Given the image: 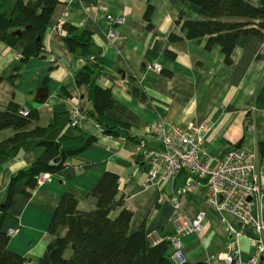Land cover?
I'll use <instances>...</instances> for the list:
<instances>
[{"label":"crops","instance_id":"crops-1","mask_svg":"<svg viewBox=\"0 0 264 264\" xmlns=\"http://www.w3.org/2000/svg\"><path fill=\"white\" fill-rule=\"evenodd\" d=\"M58 1L42 38L40 56L22 64L19 53L0 42V111L11 103L22 110L37 111V119L25 131L47 127L59 114L66 127L54 138L61 133L71 134L74 126L67 120L73 109L84 113L92 110L87 87L75 83L77 73L90 63L100 67L96 84L110 89L114 100L113 108L106 112L107 119L127 124L129 129L127 135L121 132L112 137L93 117L81 121L78 130L94 136L96 144L52 175L51 182L37 184L29 197L20 192L25 183L18 185L3 223L7 234L13 232L8 249L26 259L27 264H37L50 241L47 227L61 196L71 192L76 196L78 212L94 211L97 202L89 193L105 172H112L119 178L118 197L133 213L130 233L144 224L145 232L166 239L172 236V220L178 215L189 219L205 211L201 234L182 239L186 263L203 262L207 255L223 252L226 235L215 212L204 203L205 186L181 192L190 177L184 171L174 180L166 178L158 186L144 188L151 165L137 152L138 143L143 139L148 148L156 147L148 127L162 118L182 126L205 125V159L212 167L237 143L239 148L255 154L259 162L264 161L257 148L258 141L264 142V108L253 112L258 94L264 92V40L241 36L231 53V64L226 65L219 45L207 49L206 37L192 40L185 36L182 20L200 18L190 14L186 5L179 6L178 0H74L70 5ZM247 1L258 4L261 0ZM6 2L12 5V0ZM148 5L153 11L151 30L143 19ZM110 14L123 17L122 25L109 23ZM60 21L62 27L68 25L77 33L91 34L87 59L67 50V31L64 27L58 29ZM110 30L119 38L111 47L106 37ZM154 64L160 65L159 73L149 70ZM42 87L47 95L35 99ZM133 88L145 98L134 96ZM13 134V130L1 131L0 142ZM42 152V147L29 143L14 159H0V201L10 176L32 164ZM176 196L182 209H175L172 198ZM119 210L111 217H116Z\"/></svg>","mask_w":264,"mask_h":264},{"label":"trees","instance_id":"trees-1","mask_svg":"<svg viewBox=\"0 0 264 264\" xmlns=\"http://www.w3.org/2000/svg\"><path fill=\"white\" fill-rule=\"evenodd\" d=\"M177 3L179 6L186 5L190 14L200 18L188 17L182 20V24L178 22L185 36L192 40L206 37L207 49L219 45L226 65L231 64V53L241 36L264 40V0L258 4L247 0H178ZM58 5V0H12L9 6L6 0H0V42L19 53L20 63L40 56L42 38ZM144 12L143 19L148 23L146 28L151 30L152 7L148 5ZM63 27L67 31L64 37L67 50L87 59L92 45L91 34L88 31L77 33L68 25ZM170 54L167 56L170 57ZM99 71L100 67L89 63L75 79L76 85L88 89L87 97L92 110L82 111L84 118L93 117L102 131L112 137L119 136L121 132L127 135V124L112 122L106 117V112L113 108L114 100L110 89L96 84ZM132 94L145 98V94H139L137 88L132 89ZM255 101V107L263 109L264 92L258 94ZM20 112L21 108L15 103L0 111V132L14 131L12 136L0 142V159H14L22 146L29 143L42 147L43 152L32 164L10 176L0 201V264H27L26 259L8 249L10 236L3 230L18 185L25 183L20 192L29 197V192L37 186L38 175L57 174L69 161L96 144L94 136L81 132L77 126L71 134L61 133L54 138L56 132L66 127L59 114H55L47 127L25 131V127L37 119L38 113L33 110L24 117ZM67 121L68 125L71 124L69 118ZM142 140L138 147L144 142ZM239 147L240 143L234 146ZM257 148L259 158L264 159V142L258 141ZM262 164L264 161L259 162V165ZM118 185V175L105 172L89 193L97 202L94 211L90 212H78L76 196L71 192L64 193L52 213L47 227L50 241L37 264H173L169 258V242L149 247L144 224L130 233L133 213L124 208L123 198L118 197ZM118 208V215L111 217V213Z\"/></svg>","mask_w":264,"mask_h":264},{"label":"built area","instance_id":"built-area-1","mask_svg":"<svg viewBox=\"0 0 264 264\" xmlns=\"http://www.w3.org/2000/svg\"><path fill=\"white\" fill-rule=\"evenodd\" d=\"M74 0H64L67 5ZM107 21L113 25H122L123 17L110 14ZM60 21L58 29H62ZM108 46L118 43V36L112 30L106 35ZM149 70L159 73L161 67L154 64ZM256 111L253 108V112ZM22 116L29 111L21 109ZM264 117V114L262 115ZM84 119L80 109H73L69 121L77 126ZM254 125L250 130H254ZM149 136L157 143L155 148H148L144 142L139 144L137 152L151 165L144 188L158 186L164 179H175L181 172L190 175L181 192L192 191L199 185L205 186L204 203L213 210L220 226L226 235L223 252L207 255L205 262L211 264L220 261L222 264H264V164L259 165L256 155L241 148H233L223 154L217 164L212 167L205 159L204 135L205 125L171 124L161 119L152 121L148 127ZM37 184L51 182V175L40 174ZM175 209H182L181 200L172 198ZM205 211L198 212L193 218L178 215L172 220V236L161 238L155 233H147L146 242L149 247L162 242H169L173 247L170 260L173 264L187 262L181 246L180 237L199 234L204 228ZM9 236L13 232H9ZM248 245L249 253L242 250L241 241Z\"/></svg>","mask_w":264,"mask_h":264},{"label":"water","instance_id":"water-1","mask_svg":"<svg viewBox=\"0 0 264 264\" xmlns=\"http://www.w3.org/2000/svg\"><path fill=\"white\" fill-rule=\"evenodd\" d=\"M46 95H47V89L45 87H42L41 89L37 91L35 99L42 98L43 96H46Z\"/></svg>","mask_w":264,"mask_h":264},{"label":"bare ground","instance_id":"bare-ground-1","mask_svg":"<svg viewBox=\"0 0 264 264\" xmlns=\"http://www.w3.org/2000/svg\"><path fill=\"white\" fill-rule=\"evenodd\" d=\"M202 230H203V229H202ZM202 230H201V232H202ZM173 232H174V231H173ZM201 232H200L199 234L193 232V233H190V235H200ZM190 235H187V236H181V237H180L181 246H183V244H182V239L185 238V237H189ZM169 244H170V243H169ZM169 246L171 247V252H172V251H173V250H172L173 247H172L171 245H169ZM171 252H170V253H171ZM183 252H184V246H183ZM169 256H170V255H169Z\"/></svg>","mask_w":264,"mask_h":264},{"label":"rangeland","instance_id":"rangeland-1","mask_svg":"<svg viewBox=\"0 0 264 264\" xmlns=\"http://www.w3.org/2000/svg\"><path fill=\"white\" fill-rule=\"evenodd\" d=\"M205 210L209 211L208 209L204 208ZM242 243V250H243V253H246V243L244 240L241 241ZM66 256H69V254H67Z\"/></svg>","mask_w":264,"mask_h":264},{"label":"clouds","instance_id":"clouds-1","mask_svg":"<svg viewBox=\"0 0 264 264\" xmlns=\"http://www.w3.org/2000/svg\"><path fill=\"white\" fill-rule=\"evenodd\" d=\"M255 110H257V108H255ZM262 115H263V114H262ZM254 126H255V125H254ZM229 150H232V149H229ZM229 150H228V151H229ZM51 176H52V175H51ZM165 242H166V241H165Z\"/></svg>","mask_w":264,"mask_h":264}]
</instances>
